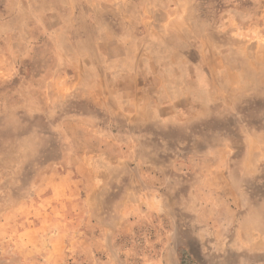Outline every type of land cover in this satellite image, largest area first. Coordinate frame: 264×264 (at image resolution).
<instances>
[{
  "label": "rangeland",
  "instance_id": "1",
  "mask_svg": "<svg viewBox=\"0 0 264 264\" xmlns=\"http://www.w3.org/2000/svg\"><path fill=\"white\" fill-rule=\"evenodd\" d=\"M0 264H264V0H0Z\"/></svg>",
  "mask_w": 264,
  "mask_h": 264
}]
</instances>
